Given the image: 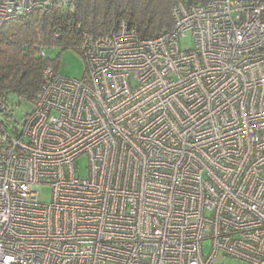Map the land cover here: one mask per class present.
Listing matches in <instances>:
<instances>
[{"label":"built area","instance_id":"1","mask_svg":"<svg viewBox=\"0 0 264 264\" xmlns=\"http://www.w3.org/2000/svg\"><path fill=\"white\" fill-rule=\"evenodd\" d=\"M71 3L0 0V26ZM172 21L78 26L83 79L44 68L20 117L0 96V264H264V0Z\"/></svg>","mask_w":264,"mask_h":264},{"label":"trees","instance_id":"2","mask_svg":"<svg viewBox=\"0 0 264 264\" xmlns=\"http://www.w3.org/2000/svg\"><path fill=\"white\" fill-rule=\"evenodd\" d=\"M180 1L203 5L209 0H72L67 8L37 10L7 21L0 26L2 101L29 105L41 89L44 68L53 67L57 71L59 65L58 57L41 56L40 50L48 47L80 50L78 26L93 34L107 35L113 22L124 19L142 37L153 38L173 28L172 9Z\"/></svg>","mask_w":264,"mask_h":264},{"label":"rangeland","instance_id":"3","mask_svg":"<svg viewBox=\"0 0 264 264\" xmlns=\"http://www.w3.org/2000/svg\"><path fill=\"white\" fill-rule=\"evenodd\" d=\"M182 45L184 48H190L192 42L189 39L182 40ZM46 57L49 59H56L58 57L59 65L57 72L65 77L83 79L87 72V62L85 61V56L78 49H61L60 47H48L46 49ZM22 110L17 111V116L20 117L23 112L30 109V105L24 104L21 105ZM78 173L82 177H87L89 174V159L86 155L81 156L77 160ZM51 188L45 187L41 192L40 198L44 201H50ZM211 247L210 242H206V251ZM226 264H241L231 259H226Z\"/></svg>","mask_w":264,"mask_h":264}]
</instances>
